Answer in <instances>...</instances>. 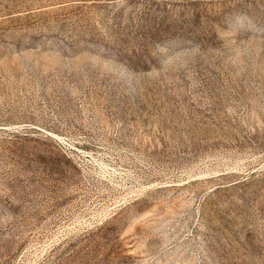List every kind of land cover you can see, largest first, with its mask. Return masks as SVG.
<instances>
[{
    "label": "rangeland",
    "instance_id": "374dc122",
    "mask_svg": "<svg viewBox=\"0 0 264 264\" xmlns=\"http://www.w3.org/2000/svg\"><path fill=\"white\" fill-rule=\"evenodd\" d=\"M0 264H264V0H0Z\"/></svg>",
    "mask_w": 264,
    "mask_h": 264
}]
</instances>
